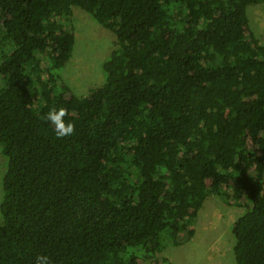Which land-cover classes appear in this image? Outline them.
I'll list each match as a JSON object with an SVG mask.
<instances>
[{
    "label": "trees",
    "instance_id": "obj_1",
    "mask_svg": "<svg viewBox=\"0 0 264 264\" xmlns=\"http://www.w3.org/2000/svg\"><path fill=\"white\" fill-rule=\"evenodd\" d=\"M264 0H0V264H173L214 195L237 264H264ZM87 12L115 34L104 82L62 76ZM67 110L73 135L44 119Z\"/></svg>",
    "mask_w": 264,
    "mask_h": 264
},
{
    "label": "rangeland",
    "instance_id": "obj_2",
    "mask_svg": "<svg viewBox=\"0 0 264 264\" xmlns=\"http://www.w3.org/2000/svg\"><path fill=\"white\" fill-rule=\"evenodd\" d=\"M248 18L255 35L264 44V3L250 5ZM69 19L68 24L75 31L76 44L62 76L76 94L86 96L91 89L103 84L102 64L108 58L116 37L80 8H75ZM6 164L7 158L0 149V206L4 197L2 178ZM243 212L242 206L229 203L227 197L214 195L199 213L194 237L180 246L169 245L161 254L173 264H237L230 228ZM143 264H149V261Z\"/></svg>",
    "mask_w": 264,
    "mask_h": 264
},
{
    "label": "clouds",
    "instance_id": "obj_3",
    "mask_svg": "<svg viewBox=\"0 0 264 264\" xmlns=\"http://www.w3.org/2000/svg\"><path fill=\"white\" fill-rule=\"evenodd\" d=\"M67 110L64 108H53L47 112L44 119L53 127L56 138L63 139L75 132V126L66 119ZM36 264H52L50 257L40 255L36 258Z\"/></svg>",
    "mask_w": 264,
    "mask_h": 264
}]
</instances>
